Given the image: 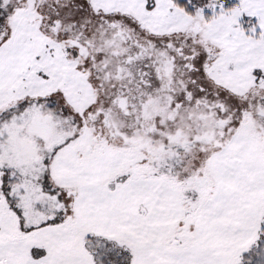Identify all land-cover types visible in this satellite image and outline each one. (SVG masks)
Here are the masks:
<instances>
[{"label":"snow or ice","instance_id":"1","mask_svg":"<svg viewBox=\"0 0 264 264\" xmlns=\"http://www.w3.org/2000/svg\"><path fill=\"white\" fill-rule=\"evenodd\" d=\"M0 264H264V0H0Z\"/></svg>","mask_w":264,"mask_h":264}]
</instances>
